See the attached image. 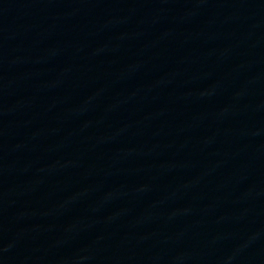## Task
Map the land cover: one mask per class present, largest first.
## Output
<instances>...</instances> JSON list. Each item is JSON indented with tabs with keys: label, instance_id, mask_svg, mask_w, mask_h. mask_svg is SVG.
Returning <instances> with one entry per match:
<instances>
[{
	"label": "water",
	"instance_id": "95a60500",
	"mask_svg": "<svg viewBox=\"0 0 264 264\" xmlns=\"http://www.w3.org/2000/svg\"><path fill=\"white\" fill-rule=\"evenodd\" d=\"M160 264H264V163Z\"/></svg>",
	"mask_w": 264,
	"mask_h": 264
}]
</instances>
